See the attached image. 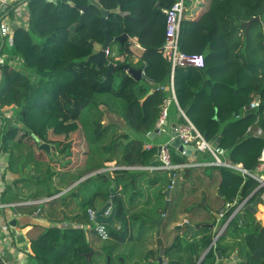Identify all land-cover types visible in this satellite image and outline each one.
I'll use <instances>...</instances> for the list:
<instances>
[{
	"label": "trees",
	"instance_id": "obj_1",
	"mask_svg": "<svg viewBox=\"0 0 264 264\" xmlns=\"http://www.w3.org/2000/svg\"><path fill=\"white\" fill-rule=\"evenodd\" d=\"M97 1L104 9L112 10L119 4L122 11L129 12L127 15L111 13L107 18V30L113 37L127 33L129 37L138 38L145 49L139 63L133 64L131 61L133 53L129 41L124 44L118 42L119 54L123 56V60L111 59L116 64V70L108 76L107 66L97 69L87 61L94 48L91 40L99 43L105 40L101 9L90 4L89 0H59L57 3L22 0L28 13V26H16L13 44L6 41L8 45L0 51V55H7L2 64L0 87V153H7L9 157L5 175H19L1 196L18 192L15 193L16 199H21V191L32 183L38 191L32 194L31 200L51 198L80 178L100 170L79 183V190L77 186L72 188L62 196L47 201L46 207L42 206L45 203H40L28 208L31 209L30 214L36 212L40 218L56 223L53 226L37 224L29 231L31 264H103L105 257L96 247L97 240H103L101 235L96 237L92 234V237H88L84 228L59 224L70 221L86 226L91 222L89 210H97L110 200L113 202L118 227L106 224L109 236L107 239H129L135 244L143 243V248L148 251L146 257L150 252V257L155 260L163 245L161 240L154 244L152 235L146 234V231L157 224L155 220L162 216L165 204L156 219L153 218L151 209L146 208L153 203L150 194H147L149 198L144 202L140 198L146 197V190L151 191L160 185L156 197L165 200L170 172L165 170L167 175L159 176L151 175L144 169L129 167L161 164L155 160L158 147L149 148L147 139L148 134L156 128L164 100L170 95L169 90L161 88L169 83L171 74L170 64L160 52L166 31V15L162 9L170 8L176 0ZM159 2L161 7H158ZM82 6L86 10L82 11ZM191 6V0H186L181 50L188 54H203L206 63L203 67L177 68L174 84L178 103L208 140L217 143L220 138L218 145L226 150L231 162L243 164L248 170L255 171L264 149V133L260 137H254L247 134V129L257 122L264 131V0H206L205 8L196 16H189ZM12 12L9 11V14ZM253 17H260V20L254 21L246 30L243 24ZM127 62L135 68L145 69L140 79L126 75V71L119 69ZM104 66L106 69L102 71ZM233 66H238L251 79L250 85L236 95L214 96L216 77L228 73ZM69 88L89 93L68 94L71 99L84 102L77 114L82 133L76 137L77 146H80L76 149L79 151L85 147L86 154L82 161L78 162L77 159L74 164H79L80 169L77 175L72 172L73 181L57 189L53 187L57 171L51 167V158L44 157L43 160L34 161L33 169L27 173L29 161L23 160L15 168L11 142L13 131L24 129L27 125L30 109H41L53 118L64 117V110H71L72 107H63L62 103ZM255 99H259L260 107L248 110L247 106ZM101 105H105L104 110ZM109 109L122 118L125 124L104 122L105 112ZM8 111L22 116L23 128L14 125L19 124L15 119L5 118ZM216 115L218 119H215ZM180 118L184 121L181 114ZM127 127L141 137L125 132L124 128ZM25 130V134H28L22 135L18 142L24 143L26 136L31 139V142L25 143L27 150L34 147L33 144L38 145L33 134L42 141L49 139L45 133L35 134L28 127ZM56 147L61 150L59 143ZM71 147L68 144L61 150V153L68 152L69 159L72 155ZM176 150L170 147L172 163L182 164L191 160L190 156L180 155ZM109 162H115V166L122 168L107 170L110 168L107 165ZM68 164H73L72 159ZM196 168L198 167L190 168L188 176L185 170L181 172L185 179L197 180L198 187L204 185L200 179L207 172L210 176L218 171L223 180L232 171L225 167L210 166L203 168L201 174L194 175ZM240 179L241 177L236 176L235 180ZM249 179L257 185L255 180ZM212 183L215 181L212 180ZM242 183L238 186L243 187L241 200L254 190L249 193L252 187L246 184L242 186ZM20 184L23 187H18ZM221 186L222 183L215 188L206 186L203 195L212 191L216 198H221L219 196L225 194L221 189L219 195ZM232 197L234 194L223 199L224 203L227 202L225 200H232ZM156 207L157 205L153 208ZM260 209V213H264V205ZM232 212L226 215V220ZM35 229L38 232H34ZM226 234L217 241V247L223 249V257L229 258L237 254V264H264V227L256 214L249 211H245L244 216L237 214L227 226ZM178 238L179 236L176 240ZM212 240L211 235L204 236V247L207 248ZM150 245H155L156 249H149ZM190 247L188 245L187 249ZM89 253H92L90 260ZM215 258L216 252L211 249L202 264H214ZM188 261L193 263L191 258ZM106 263L108 264L107 259ZM0 264H9L1 254Z\"/></svg>",
	"mask_w": 264,
	"mask_h": 264
},
{
	"label": "crops",
	"instance_id": "obj_2",
	"mask_svg": "<svg viewBox=\"0 0 264 264\" xmlns=\"http://www.w3.org/2000/svg\"><path fill=\"white\" fill-rule=\"evenodd\" d=\"M205 5H206V0H201L199 6L197 7L194 6V8H192L191 12H189V16L198 15L199 12H201L205 8ZM13 9H12L13 12L11 14H9V11L11 10H8L7 12H4V13L0 12V17L8 20L11 23V26L13 29H15L16 26H20V25L28 26V13L23 5V2L21 1L20 3H18ZM184 15L186 17V13ZM6 41H7V38L2 37L0 34V51H2L5 45H8ZM128 41L131 43L130 49H131V52L133 53L131 61L133 64H137L139 63L140 58L143 55V52L145 51V49L144 48L138 49L132 46L133 44L132 42L138 41L137 37H133V38L129 37ZM114 42L118 43V41H114ZM110 47L112 48L111 45ZM119 48H120V45H119ZM119 48L115 49V51L119 52ZM216 81L217 82L213 88L214 96H219L223 94L236 95L239 91H242L245 88H247L251 83V79L243 71H241L238 68V66H233L231 71H229L228 73L217 76ZM178 105L176 103H173L170 106V115L168 117V124H166L165 126L166 131L158 134V136L155 138L148 137L147 145L149 146V148H153L154 146L159 147L160 145H166L167 143H170L172 141V125L174 123H177V124L182 123L180 114H179ZM120 120L123 122V124H125L122 118H119V117H117L115 122H118L121 125ZM1 122L2 120H0V123ZM104 122H109V117L107 118L106 116L104 119ZM124 131L128 132L131 136H136V137L140 136L136 134L135 132H133L132 130H130L128 127L124 128ZM51 144L54 145L53 143ZM53 150L51 152V155L57 154L58 156H53L54 161L57 159V162H56L57 164L53 161H52V164L54 163L53 167L55 168H56L55 165H57L56 171L59 172L60 174L61 172H63L62 170L64 168H68L73 164L67 165L69 158L67 156H64L63 155L64 153H61L59 148L57 149L54 148ZM201 154L205 156H209L207 153H200L197 158L200 159ZM53 157H50V158L53 160ZM191 159H194V158L191 157ZM8 161H9L8 154L0 153V254L3 255L4 259L9 264H31V262L29 261V254L32 252V249H31V244H30V237L28 235L29 231H31L34 225H37V224L53 226L56 223H52L44 218H40L36 212H33L32 214H30L29 212L31 209H28V208L33 205L40 204V203L33 202V201H39V200L29 199L22 193L23 191H21V199L20 198L16 199L15 193L17 194L18 192L11 193V194L7 193L6 196L4 195L1 196L2 192L6 189V187H8L9 184L13 185L14 181L19 178V175L14 174V173H9L8 175H5V169L8 164ZM109 163H113L115 165V162H109ZM148 167L150 166H146V168L141 167V168H132V169H144V170H148L149 173H152L151 175H157L155 171L153 170L150 171ZM74 171L75 170L71 169V172H74ZM4 176H5V179H4ZM169 178H170V173H169ZM226 178L223 179L222 186L219 189L220 191L222 189L225 193L223 195L219 194L221 195L219 196L221 198H216L212 191L210 192L208 191L207 195H203V190H205L206 186L199 185L200 187L199 188L198 182L196 181H192V182L186 181L178 185L176 194L173 197H170L171 203L166 213V214H168L169 212L171 213L170 222H173L172 226L174 225L177 226V225L183 224L184 222H188L189 224H192L195 226L202 225V224L218 223L220 220L219 221L217 220L215 213L220 214V212L223 209H225L226 204L229 201H232L234 199L236 201H239L241 199V194L243 192V189H242L243 187L241 188L240 186L238 190H236L234 193H231L234 187L232 183L230 184L231 181ZM76 182L68 186L66 189L74 185ZM22 185L23 184H20L18 187H23ZM74 187H76V185ZM159 187L160 185L154 187L153 189H151V191L146 190V197L140 198V201L144 202L146 199L149 198L148 195L150 194L149 196L151 197V199H153V203L151 206H146V208L151 209L153 213L152 214L153 218H156V219L160 216L159 210L161 209L162 205L163 204L166 205L165 200L167 201V198H165L164 200L161 197H158L159 199L156 197V193H159ZM172 191H173V188H172ZM172 191H171V195H172ZM233 194H234V197H232L233 199L225 200L227 202L224 203L223 199H226V197H231L233 196ZM8 197H13L14 199L10 200L9 202L1 201L2 199L8 198ZM26 202H30V204H25ZM155 205H157V207L154 209L153 207ZM220 207H222L221 210L217 211L218 208ZM235 207L236 206H234V208ZM234 208L230 210H233ZM259 215L264 217L262 213H259ZM213 218L216 219L215 222L212 220ZM165 219H166V216H165ZM59 225H62V226L64 225V227L84 228L86 230L88 237H92V234L94 232V228L91 229V224H88L86 226H83V225L79 226V224L66 221ZM263 227H264V224H263ZM179 229H180V232L175 235V237L179 236L178 240L175 239V241L172 242L171 245L163 244L162 246H160L159 250H161V247L164 249V251H162V253L164 254L163 259L165 260L167 259L169 263L171 262L174 264H191L188 261L189 258H191L193 261L192 264H198V263L202 264L203 260L206 257V256L204 257L205 251L208 248V247L207 248L204 247L203 238L206 235H211L212 238H214L217 235L218 231L211 229V228H203V229L199 228L197 231L193 233V235L190 238V237H187V231H188L187 227H180ZM13 231H16L17 233H23L25 235V238H26L25 245L27 246L28 251L21 249L19 247L20 245L17 243L15 239V235L13 234ZM200 231H203V233H201ZM34 232H38V230L35 229ZM226 233H227V229H225L222 232V235L220 237L224 236ZM217 241L215 243V246H217ZM173 244L174 246L172 247ZM188 245H191L189 249H187ZM149 249L155 250L156 247L155 245H150ZM160 252L161 251H159L157 260L150 257V252H149V256L148 258H146L148 259L147 264H159ZM194 256H198V257H194ZM231 258L232 256L229 258H226L227 262L231 261ZM217 260L218 258L216 254L214 264H217Z\"/></svg>",
	"mask_w": 264,
	"mask_h": 264
},
{
	"label": "rangeland",
	"instance_id": "obj_3",
	"mask_svg": "<svg viewBox=\"0 0 264 264\" xmlns=\"http://www.w3.org/2000/svg\"><path fill=\"white\" fill-rule=\"evenodd\" d=\"M22 0H14L10 3L9 6V10H12L18 3H20ZM201 0H191V4L192 6L190 8H194L199 6ZM14 10V9H13ZM112 48L118 49L119 45L116 42H112L111 43ZM106 67L104 66L102 71H105ZM94 79V77H92ZM77 93L79 95H81V93H83L80 89L77 88H69L68 90H66V97L63 98L62 103H63V107L66 106H72L71 110H64L63 116L64 117H58V118H53L49 115L48 112L43 111L41 109H30L28 112V120H26V124L24 129H18L13 131V139L11 142V149L13 150V154H12V160L14 161L15 164V168H17L18 166H20L21 162L23 160L29 161V166L26 167V172L28 173L30 170L33 169V162L37 161L39 159H45L44 157L50 159V157L53 156H58L57 154L55 155H51L50 153H46L45 151H42L39 149L37 144H33L34 147L29 148V150L26 149L25 147V143H29L31 142V139H29L26 136V141L23 140L24 143L18 142L20 141V139L22 138V135L25 134L24 131L27 127L30 130H33L36 133H45L47 134V136H49L48 140L49 142L52 141L54 143V145L56 146L57 143H59V146L62 148H64L66 145L71 144V148H72V155L70 156V159H72L73 161V165H71L68 168H64L60 174L59 172H57V174L54 176V180H53V187L59 189V188H63L65 186H67L68 184H70L73 181V178H71L74 174L69 171L71 169L75 170L74 172H77L80 169L79 164L74 165L77 159L78 162L82 161L85 157L86 154V148H82L81 150H77L76 147H80L79 145L77 146V136L80 135V133H82V126L80 124V121L77 119V114L79 109H81L83 107V103L81 102V100H73L71 99V97L68 95L69 93ZM83 94H89V93H83ZM107 116V118L109 117V121L111 122H115V120L117 119V114L112 113V111L109 109L105 112V117ZM120 123L123 124V122L120 120ZM31 131V132H33ZM28 133H26L25 135H27ZM74 145V146H73ZM57 149V147H55ZM54 149V148H53ZM60 150V149H59ZM60 150V152H61ZM54 151V150H53ZM57 151V150H55ZM178 154L182 155V153L178 150H176ZM71 153V152H70ZM77 153H79V157L77 156ZM62 155V154H61ZM64 156H68V152L65 154H63ZM70 159L68 162H70ZM200 159L203 161H211L212 158L210 156H205L203 154L200 155ZM52 160V159H51ZM53 162H57V159L54 161V157H53ZM50 162V160H49ZM51 163V162H50ZM57 164V163H56ZM107 165L111 167H113V163H107ZM53 165L51 164V167L56 170V168L53 167ZM205 167H210V166H201L198 167L196 169H194L193 174L197 175V174H201L203 168ZM66 170V171H64ZM107 170H110L109 168ZM150 171H155V173L159 176L161 175H167L165 170H155V169H149ZM211 170V169H209ZM232 171L227 174L225 176L226 179H229L230 181H232L233 185H234V189L231 193L235 192L236 190L239 189V184L242 183V186H245V184L248 187H252L249 191V193L255 189L257 187V185L255 186V183L248 179H244L242 177V175L236 171L231 169ZM111 171V170H110ZM148 171V170H147ZM160 171V172H157ZM149 172V171H148ZM211 173V172H210ZM169 175V173H168ZM237 177H241L240 180H235ZM71 178V179H70ZM212 178H215L212 179ZM224 178V179H225ZM212 180L215 181V183H212ZM84 181V180H83ZM186 181H197L193 178H187L185 179L184 174L181 171H178L176 173L175 176V182L173 184V191H172V197L176 194L177 189H178V185H180L182 182H186ZM222 178L221 175L218 171L213 172L210 176L208 175V172L206 173L205 176H202L200 179V182H202L205 186H212L213 188H215L217 185H219L220 183H222ZM81 183V182H80ZM77 189L79 190L80 184H77ZM81 188H83V185H81ZM93 188H95L93 186ZM38 188H36L35 185H33L32 183H29L27 186H25L24 190H23V194L28 197L29 199H32L33 196L32 194L37 192ZM46 195V194H45ZM143 196V195H142ZM14 199L13 197H8L5 199H2L1 201H5V202H9L10 200ZM45 199V198H43ZM42 200V199H41ZM45 204H43L42 206H47L48 203L43 202ZM101 207H98V209ZM222 207L218 208L217 211H220ZM260 211L256 214L257 219H261L262 216L259 215ZM264 215V213H262ZM166 219L160 223L159 221L161 220L162 216L155 220L156 221V225L153 226L150 229H147L146 234L148 235H152L153 239H154V244H157V242L159 240H161L163 242V244L165 245H171L172 242L175 241L176 237L175 235L178 234L180 232V229H176V226H172L173 222H170L171 220V213L169 212L168 214L165 215ZM214 222L216 221L215 218L212 219ZM262 220H264V217H262ZM226 218H221L220 221L218 223H216V228L215 230L219 232L220 229L223 228V226L226 223ZM89 224H91L93 226L94 229H96L97 227H99L98 224L94 223V222H90ZM64 226V225H63ZM66 226V225H65ZM95 232H93V235H95L96 237H99V233L94 230ZM201 233H203V231H200ZM93 236V237H95ZM191 238V237H190ZM95 239V238H94ZM97 239V238H96ZM98 245L96 247H98L99 252L105 257L103 264H105L106 259L108 261V258H110V263L109 264H147L148 263V259H146V255H147V249L143 248L145 247L143 243L140 244H135L136 242L130 241L129 239L127 240H123V241H119L118 239H114V238H110V239H103V240H97ZM112 258V259H111ZM123 260V261H122ZM107 264V263H106Z\"/></svg>",
	"mask_w": 264,
	"mask_h": 264
},
{
	"label": "built area",
	"instance_id": "obj_4",
	"mask_svg": "<svg viewBox=\"0 0 264 264\" xmlns=\"http://www.w3.org/2000/svg\"><path fill=\"white\" fill-rule=\"evenodd\" d=\"M14 0H0V12L4 13L9 10L10 3ZM166 15V31H165V39L164 43L160 48V52L163 55L164 59L170 64L171 74L169 83L166 86H161L162 89H167L170 91L169 97L164 100L161 113L159 119L156 123V127L159 128V134L166 131V120L170 115V106L173 103L178 105L177 96L175 92V84H174V77L175 71L179 67H203L206 63L205 57L203 54H188L181 50V32H182V22L184 19V14L186 11V0H176L174 4L170 8L162 9ZM2 19V21H1ZM0 34L2 37H6L7 41L10 45L13 44V37H14V29L11 26V23L6 20L5 18L0 17ZM132 46L143 49L141 44L137 41L132 42ZM107 57L114 61H122L123 56L119 54L118 51H115L110 46L105 50ZM7 55H0V87L2 83V64L4 63ZM19 60V59H18ZM112 61V60H111ZM113 62V61H112ZM115 63V62H114ZM145 73V69L142 68V74ZM260 107L259 99H255L251 104V109H258ZM179 113L184 118L182 123L177 124L175 128L176 136L179 137L186 146H193L196 150L200 153H207L212 160L211 161H203L197 157H193L187 163L182 164H174L172 163L171 155H170V147L167 148L166 145H162L161 147V154L159 155V162L160 165L150 166L149 169L155 170H167L169 172L174 171L175 176L177 171H184L187 168L192 167H201V166H218V167H225L229 169H233L238 171L244 179L251 178L257 182V187L243 200L236 201L235 199L229 201L226 204L225 209L220 212V217L225 218L226 215L233 211L231 216L227 219L232 221L235 216L241 214L245 211V207L247 204L252 203L256 197H259V202L257 205L258 212H261L260 206L264 205V149L262 150V154L259 157V164L255 171H250L243 166V164H235L231 162L228 157L226 150L220 147L217 143L210 141L206 138V136L195 126V124L188 118L186 113L179 107ZM5 118L10 120H14L17 123L22 122V116H16L13 111H8L5 113ZM1 120V119H0ZM2 126V122L0 123ZM264 133L262 127L258 125L256 122L255 124L251 125L247 129V134L260 137ZM173 139V138H172ZM149 147V146H148ZM182 155H186L184 152ZM118 168H122L119 166H113L109 168L110 170H115ZM129 168H141V167H129ZM175 182V179H174ZM25 204H30V202H26ZM234 206H236L234 208ZM234 208L233 210H230ZM113 209V202L112 200L109 201V207L105 211L106 215H109ZM96 210L90 209V219L93 222L95 218ZM262 225L263 220L260 219ZM241 222V221H240ZM230 222H227L224 227L223 231L227 229V226ZM95 230L102 236L103 239H107L108 232L106 229V224H98ZM93 226L91 227V229ZM163 264H170L169 261L163 259ZM200 264V263H198Z\"/></svg>",
	"mask_w": 264,
	"mask_h": 264
},
{
	"label": "water",
	"instance_id": "obj_5",
	"mask_svg": "<svg viewBox=\"0 0 264 264\" xmlns=\"http://www.w3.org/2000/svg\"><path fill=\"white\" fill-rule=\"evenodd\" d=\"M47 1L57 3L59 0H47ZM62 1L68 2V0H62ZM89 2H90V4H94V5H96L97 7H99L101 9V12H102L101 22H102V28H103L104 33H105V40H104L103 43H99V42H96L95 40H91L92 44L94 45V48L92 50V53L88 56L87 61L90 64L95 65L97 67V69H101L103 65L107 66L108 69H107V72H106V76H108V75L112 74L116 70V64L114 62H112L107 57L105 50L114 41H118L121 44H124L126 41H128L129 36H128L127 33H123V34H121L119 36H116V37L111 36L110 33L107 30V18L109 17V15L111 13L118 12L121 15H127L129 12L122 11L119 4H118V6L116 8H114L112 10H107V9L102 8V5L97 0H89ZM158 7H161V3L160 2L158 3ZM80 9L82 11H84V10H86V7L82 6V7H80ZM258 20H260V17H253L250 21L244 23L243 26L246 28V30H248L250 28V26L252 25V23L254 21H258ZM119 69H122V70L126 71V75H131V76L135 77L136 79H140L143 76L142 69L134 68L131 65L130 62H127L124 65H121L119 67ZM101 109L104 110L105 109V105H101ZM247 109L248 110L251 109L250 105L247 106ZM215 119H218L217 115L215 116ZM165 123L168 124V120H166ZM14 125L17 126L18 128H23V124H14ZM176 127H177V123H174L172 125V138L173 139H172V141L170 143L166 144V147L167 148L174 147L178 151H180L181 153L184 152L187 156L198 157L199 154H200V152L198 150H196L193 146H186V144H184L182 142V140L179 137L176 136V131H175ZM159 131H160L159 128L156 127L152 132H150L148 134V136L150 138H155V137L158 136ZM32 136L38 141L39 149L42 150V151H45L46 153H50L51 154L53 148L56 147L55 145H52L49 142L42 141L38 136H36L34 134ZM219 143H220V138H218V140H217V144H219ZM161 147H162V145H160L158 147L157 156L155 157L156 161H159V155L161 154ZM97 172H100V170L96 171V172H93V173H91V174H89V175H87L85 177H82L74 185H72L68 189L62 191L61 193H59V194H57V195H55V196H53L51 198H45V199H42V200H39V201H33V202H35V203H43V202H45L47 200H51V199L57 198V197L61 196L62 194L68 192L70 189H72V187H74L75 185L79 184L80 182H82L83 180L88 178L89 176L97 174ZM189 172H190V168L185 169L186 176L189 175ZM35 177H37V176H35ZM174 179H175V172L171 171L170 172L169 186L166 189L167 201H166L165 208L163 210V216H162L161 220L159 221L160 223H162L164 221L165 215H166V213H167V211L169 209L170 203H171L170 197H171V191H172L173 184H174ZM220 193H221V191L219 190V194ZM258 202H259V197H256V199L252 203H249V204L246 205L245 211H249L251 213L257 214L258 213V209H257ZM108 207H109V203L105 204L100 209H97L96 212H95V218H94L93 222L96 223V224H108V225H111L113 227H118V224L115 221V209L113 208L109 215L105 214V211L108 209ZM245 211L241 213L242 216L245 215ZM215 214H216L217 220L219 221L221 219L220 214H218V213H215ZM227 222H230V220H227L226 223ZM216 225H217L216 223H211V224H202V225H196L195 226V225L189 224L188 222H184L183 224L177 225L176 229H179L180 227H187L188 228L187 237H191L193 235V233L195 231H197L199 228H211V229L215 230ZM91 227H92V225H91ZM222 232H223V228L220 229L219 232H217V235L213 238L211 244L208 246V248L205 251L204 257L208 254V252L211 249H214V251L217 254V258H218L217 264H237V262L239 261V256L237 254L233 255L232 258H231V261L227 262V259L224 258L223 254H222V250L223 249L220 248V247L215 246V243L218 240V238L222 235ZM13 234L15 235V239H16L17 243L20 245L19 247L21 249H24V250L28 251V248L25 245L26 244L25 235L23 233H17L16 231H13ZM160 251L161 252H160V256H159V264H163V256H164V254L162 253V251H164V249L161 247ZM91 255H92V253L88 254L89 260L91 259ZM109 262H110V258H108V264H109Z\"/></svg>",
	"mask_w": 264,
	"mask_h": 264
},
{
	"label": "flooded vegetation",
	"instance_id": "obj_6",
	"mask_svg": "<svg viewBox=\"0 0 264 264\" xmlns=\"http://www.w3.org/2000/svg\"><path fill=\"white\" fill-rule=\"evenodd\" d=\"M108 204V203H107Z\"/></svg>",
	"mask_w": 264,
	"mask_h": 264
}]
</instances>
